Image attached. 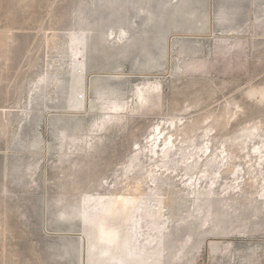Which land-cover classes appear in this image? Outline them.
<instances>
[{
  "label": "rangeland",
  "instance_id": "rangeland-1",
  "mask_svg": "<svg viewBox=\"0 0 264 264\" xmlns=\"http://www.w3.org/2000/svg\"><path fill=\"white\" fill-rule=\"evenodd\" d=\"M259 150L264 0H0V264H94L100 197L162 264H264Z\"/></svg>",
  "mask_w": 264,
  "mask_h": 264
},
{
  "label": "bare ground",
  "instance_id": "bare-ground-1",
  "mask_svg": "<svg viewBox=\"0 0 264 264\" xmlns=\"http://www.w3.org/2000/svg\"><path fill=\"white\" fill-rule=\"evenodd\" d=\"M164 133L165 129H161L160 125L157 126V131H154L153 136H151L152 144L150 150L152 158H161L163 162L166 161V159L167 161H169L171 159L172 154L177 155V152L180 151L174 141L169 140V142L167 136L162 137ZM170 138L172 137H169V139ZM200 152H203V155L200 156V160L202 161V167H206L209 163H212L214 159H220V155H216L215 153H213V151L210 150L209 147H207L205 151L204 149H200ZM260 154L262 155L263 152L260 151ZM190 156L191 157L183 158L184 164H188L187 168L191 171H194V168L198 167L200 160L198 161L196 158H194L193 154ZM227 157L228 154L226 155V157L223 158L222 161H224ZM260 157L261 159L264 158L263 155ZM190 159H193V161L191 163H188ZM227 163L228 161H226V164ZM207 172L208 171H201L200 174L197 176V183H199L200 187H202V184L207 181ZM190 179H193V177H190ZM197 183L191 182L189 186L186 185L191 191V193L196 192L198 188ZM97 202L98 204H102V207L100 209V214L98 215L99 219H95L93 222L95 226V233L91 243V248L96 250V252L92 253V262L94 264L163 263V249L161 248L162 246L156 252L155 257L149 256L148 249L150 247H147V245L145 244L146 241L144 243V241H140L142 238L140 240L138 238L143 232L144 227L143 224L138 220V217L142 219V215H136L138 212L135 206L137 202L135 199H128L124 197L105 199L104 197H100L98 198ZM161 204L162 203L160 202V205ZM162 209L163 208H160L157 212L153 213L151 215V219H155V221L157 220L158 222L161 221L164 218ZM122 214L125 215L124 220L126 221V224L127 222H133L135 220V229L138 228V230H140L138 235V231H136L135 234L130 233L128 224L127 229L125 230V235H119V229L122 228V226L120 225V223H118V220L120 219L118 216ZM158 232L159 234H163L161 232V229H159Z\"/></svg>",
  "mask_w": 264,
  "mask_h": 264
}]
</instances>
